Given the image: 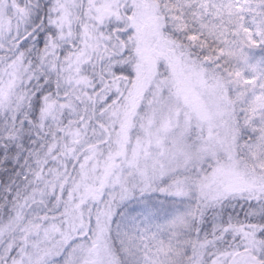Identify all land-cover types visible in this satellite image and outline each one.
I'll return each instance as SVG.
<instances>
[{
	"label": "snow or ice",
	"instance_id": "1",
	"mask_svg": "<svg viewBox=\"0 0 264 264\" xmlns=\"http://www.w3.org/2000/svg\"><path fill=\"white\" fill-rule=\"evenodd\" d=\"M0 264H264V0H0Z\"/></svg>",
	"mask_w": 264,
	"mask_h": 264
}]
</instances>
